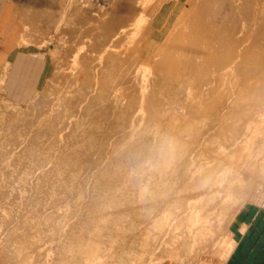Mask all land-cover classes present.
<instances>
[{"label": "rangeland", "instance_id": "1", "mask_svg": "<svg viewBox=\"0 0 264 264\" xmlns=\"http://www.w3.org/2000/svg\"><path fill=\"white\" fill-rule=\"evenodd\" d=\"M138 1L152 29L117 39L103 36L104 0H0V264H225L231 227L264 211V0H244L225 22L250 55L223 89L216 72L196 68L203 59L186 51L179 70L157 54L184 29L192 4ZM144 48L156 54L147 70ZM247 93L263 97L252 110ZM213 161L233 170L223 181L237 180L232 198L202 207L205 237L182 227L173 236L189 175ZM186 162L195 166L184 176ZM89 242L98 245L91 263Z\"/></svg>", "mask_w": 264, "mask_h": 264}, {"label": "bare ground", "instance_id": "2", "mask_svg": "<svg viewBox=\"0 0 264 264\" xmlns=\"http://www.w3.org/2000/svg\"><path fill=\"white\" fill-rule=\"evenodd\" d=\"M261 1V0H260ZM188 2H190L193 6V8L195 9V11L193 12V14L191 15L190 18H188L183 24H182V27L184 29H182L181 31H183V33H181V31H179L180 33L177 34L176 36H174V40L171 42V44H166V47L165 49L163 50H160L158 53H162L164 54L163 57H164V62L163 64H174V65H177V63H179L178 65H180V61L177 62V59H181L180 55H185L184 53L187 51L189 53V55H193L196 59H197V63H198V58L199 60L203 59V62L202 63H198L197 65L199 66H196L197 67H202L203 65L205 67H207L208 70H210V72H216L217 73V79H218V84L220 85L219 86V89H223L225 87V85L229 82H230V78H231V75H234L237 73V68L239 67L240 68V65L244 62H248V60L246 59L247 57H249L247 54L246 56H243L242 54H240V48L239 46L237 45V41L235 39H233L234 35L232 34V30H230V28L226 27L228 25V23L225 25V22H227L226 20H228L229 22V19L233 18L234 16H236L237 14L239 15V12H241V10H244L245 9V2L244 0H188ZM251 2V0H250ZM258 2V1H257ZM263 2V1H262ZM260 2V3H262ZM254 3V2H253ZM256 3V2H255ZM189 4V3H188ZM141 5V2L138 1V0H104V6H105V11H106V17L107 19H105V21L102 23V31H103V36L105 35V37H113V38H117V39H120V38H123V37H129V39H133L135 38V35L136 33L138 32L139 28L141 26H144V27H149L150 30L152 29V19H148L146 16H145V8H146V5L145 7L142 6V8L140 7ZM255 5V4H254ZM258 5V4H257ZM261 5V4H260ZM264 5V4H263ZM256 7V5H255ZM264 7V6H263ZM262 7V9H263ZM249 8V7H248ZM251 9V8H250ZM256 8H254L253 10L255 11ZM189 10V9H188ZM257 10V9H256ZM190 11H191V8H190ZM189 11V12H190ZM261 12V11H260ZM236 13V14H235ZM245 15H243L244 19H243V27H246L247 25L244 26V24L247 22H249L250 18H248V13L247 12H243ZM247 13V14H246ZM251 13V12H250ZM242 14V13H241ZM264 14V12H263ZM261 15V13H260ZM260 15H257V16H260ZM255 16V15H254ZM240 17V16H239ZM236 18V17H235ZM264 18V16H263ZM237 19V18H236ZM240 19V18H238ZM249 20V21H248ZM264 20V19H263ZM239 21V20H238ZM238 21L236 23H238ZM252 22V21H251ZM99 23V22H98ZM97 23V24H98ZM101 23V22H100ZM99 23V24H100ZM235 23V24H236ZM234 24V25H235ZM249 24V23H248ZM252 25V23L250 24ZM241 26V25H240ZM256 26V25H255ZM249 28V27H248ZM256 28V27H255ZM258 28V26H257ZM256 28V29H257ZM263 28V27H262ZM235 29V27H234ZM240 29V28H239ZM261 30V28H258ZM250 30V29H249ZM252 30V29H251ZM254 30V29H253ZM235 31V30H234ZM247 31V30H246ZM255 31V30H254ZM252 31V33L254 32ZM236 33H238L237 31H235ZM241 32V30H240ZM257 32V31H256ZM264 32V31H263ZM255 34V32H254ZM261 33H259L258 35L260 36ZM170 35V34H169ZM247 34H245L246 36ZM253 35V34H252ZM264 35V34H261V36ZM239 36V35H238ZM242 36V34L240 35ZM243 36H244V33H243ZM244 36V37H245ZM236 37V36H235ZM249 38V36H247ZM169 38V37H168ZM251 38V36H250ZM253 39V38H252ZM263 39V38H262ZM241 40V39H240ZM251 41V39H250ZM263 41V40H262ZM118 42V41H117ZM170 42V41H169ZM257 44H258V41H256ZM247 45V44H246ZM245 45V46H246ZM241 47V46H240ZM264 48V46H263ZM149 50V52H148ZM251 50V49H250ZM262 50V49H261ZM255 52V51H254ZM262 52V51H261ZM264 52V51H263ZM187 53V55H188ZM246 53V52H245ZM248 53V52H247ZM256 54V53H254ZM115 55V54H114ZM159 55V54H158ZM188 55V56H189ZM252 55V54H251ZM156 56L155 55H152L151 52H150V48H144V51H143V68L145 70H147V68H151L152 66H155V62L153 63L152 59L153 57ZM253 56V55H252ZM112 58H114V60L116 59L115 57H113L111 55ZM159 58H161L162 56H157ZM180 57V58H178ZM185 57V56H182V58ZM155 58V57H154ZM186 58V57H185ZM184 58V59H185ZM251 58V57H250ZM162 59V58H161ZM191 59V58H190ZM159 60V59H158ZM187 60V58H186ZM186 60L185 63H186ZM160 61V60H159ZM188 61V60H187ZM193 61V60H192ZM162 62V61H161ZM201 62V61H200ZM151 63H153L154 65H152ZM160 63V62H159ZM158 62H156V64L158 65L159 64ZM184 63V64H185ZM188 63V62H187ZM190 63V62H189ZM170 64V66H171ZM192 64V63H191ZM152 65V66H151ZM156 65V66H157ZM177 65V66H178ZM189 65V64H188ZM164 66V65H163ZM182 66H187V65H182ZM159 67V66H158ZM176 67V66H175ZM175 67H174V70H175ZM181 66H178L179 70H182V68L180 69ZM185 67H183L184 71H185ZM242 67V66H241ZM244 67V66H243ZM242 67V68H243ZM248 67V66H247ZM161 69L164 70V68H162V66L160 67ZM166 68V67H165ZM171 68V67H170ZM188 68H191V67H188ZM195 68V67H194ZM195 68V70H196ZM203 68V67H202ZM249 68V67H248ZM157 69V68H156ZM154 69V70H156ZM159 69V68H158ZM167 69V68H166ZM172 69H173V66H172ZM201 69V68H200ZM205 69V68H204ZM199 70V69H197ZM203 70V69H202ZM162 71V70H161ZM177 71V70H176ZM188 71V70H186ZM185 71V72H186ZM190 71H193L190 69ZM146 72V71H145ZM174 72V71H173ZM181 72V71H180ZM198 71H196L197 73ZM203 72V71H202ZM167 73H169L167 71ZM172 73V72H170ZM169 73V74H170ZM177 73V72H175ZM179 73V72H178ZM181 73H184V72H181ZM200 73V71H199ZM206 73V72H204ZM209 73V72H208ZM245 73V72H244ZM262 73V72H261ZM182 75V74H181ZM190 75V74H188ZM194 75V74H192ZM192 75L191 76V80L193 79L192 78ZM203 75V74H201ZM200 75V76H201ZM196 77L198 76V74L195 75ZM194 76V77H195ZM262 76V75H261ZM189 77V76H187ZM185 77V78H187ZM204 77V76H203ZM206 77V75H205ZM212 77V76H211ZM210 77V78H211ZM177 78V77H176ZM208 78V77H207ZM213 78V77H212ZM260 78V77H259ZM262 78V77H261ZM195 79V78H194ZM199 79V78H198ZM204 79V78H203ZM234 79V78H233ZM183 80V79H182ZM181 80V81H182ZM190 80V81H191ZM201 80V79H200ZM199 80V81H200ZM214 80V79H213ZM238 80V79H237ZM184 81V80H183ZM197 82V80H195ZM206 81V80H205ZM208 81V79H207ZM187 82V81H186ZM193 82V80L191 81ZM203 82V81H202ZM215 82V81H214ZM236 82V81H235ZM194 84V83H193ZM201 84V83H200ZM213 84V83H212ZM211 84V85H212ZM217 84V83H216ZM217 84V85H218ZM232 84V83H231ZM230 84V85H231ZM247 84V83H246ZM250 84V83H249ZM197 85V84H196ZM235 85V84H234ZM258 85V84H257ZM260 85V84H259ZM206 86V85H204ZM216 86V85H215ZM249 86V85H248ZM212 87V86H211ZM246 87V85H245ZM254 88V87H253ZM252 88V89H253ZM210 89V88H209ZM244 93V92H242ZM259 93V92H258ZM261 95V94H260ZM233 96V95H232ZM261 96H264V95H261ZM197 97V96H196ZM218 97V95L216 96ZM228 97V96H227ZM231 97V96H230ZM245 98H250L252 99V102H249L248 105H246V109L247 110H252V108L254 109V102H259L263 97H260L259 95L256 97L254 94L252 95H249L248 93L246 95H244ZM222 98V96H221ZM230 100V99H229ZM250 100V99H249ZM248 100V101H249ZM232 101V100H231ZM236 101H238L236 99ZM234 100V103L236 102ZM233 103V102H231ZM230 103V104H231ZM228 106V105H227ZM231 108V107H230ZM243 109V108H242ZM257 109V108H256ZM259 112V108L257 110V113ZM237 113V112H236ZM214 114V113H213ZM235 115V113H234ZM227 118L228 115L226 114ZM243 117V116H242ZM241 117V118H242ZM226 119V118H225ZM224 119V121H225ZM251 120V118H249ZM222 121V120H220ZM222 121V122H224ZM228 121H231L230 119ZM247 124L245 125V130L247 131H250L251 129V125H253L252 121H249L247 120ZM261 122H263V120H261ZM230 123V122H228ZM260 123V122H259ZM257 124V123H256ZM255 124V125H256ZM233 125V124H232ZM235 125V124H234ZM233 125V126H234ZM227 128V127H226ZM253 128L255 129V126L252 127V130ZM230 130V128H228ZM258 129H261V128H258ZM256 129V130H258ZM255 131V130H253ZM253 131H252V136H254L255 138H257L256 133L253 134ZM262 132L264 130H261ZM260 130L258 131L257 135L259 134V132H261ZM247 134V132H246ZM262 134V133H261ZM250 136V135H249ZM251 136V138H252ZM259 136V135H258ZM262 137V136H261ZM247 138L249 139V137L247 136ZM255 138H253L255 140ZM246 139V138H245ZM247 139V141H248ZM253 139H249L251 141V143H254L256 144V140L254 142H252ZM166 140V139H165ZM162 143H164V140L162 139ZM236 141V139H235ZM244 141V140H243ZM246 141V142H247ZM249 141V142H250ZM166 142L168 143V141L166 140ZM174 142V141H173ZM176 142V140H175ZM174 142V143H175ZM186 142V141H185ZM239 142V141H238ZM245 142V141H244ZM243 143V144H247V143ZM264 142V141H263ZM166 143V144H167ZM170 143V146L173 145L174 143H171V141L169 142ZM182 143V141L180 142ZM237 143V142H235ZM176 145L178 143H175ZM164 145V144H163ZM161 144V146H163ZM168 147H169V144H167ZM184 145V144H182ZM248 145H252V144H249ZM247 145V146H248ZM264 145V144H263ZM175 146V145H174ZM167 147V149L169 150V159H173L172 157L174 156V154L171 152L173 149V147ZM254 146V144H253ZM256 146H260L259 144L256 145ZM166 147V145H165ZM163 147V148H165ZM180 147V146H179ZM178 147V148H179ZM189 147V146H188ZM245 147V148H244ZM252 147V146H251ZM264 147V146H263ZM181 148V147H180ZM248 148V151H250L249 147ZM257 148V147H256ZM262 148V147H261ZM222 150V147L220 148ZM244 151L246 149V146H243L242 148ZM254 149V148H253ZM260 149V147L258 148ZM160 150V149H159ZM164 150V149H162ZM161 150V152H162ZM166 150L165 148V151H168ZM256 150V149H254ZM213 151V150H212ZM245 151V152H246ZM252 151V150H251ZM261 152L260 153H263L262 151L263 150H260ZM160 152V151H159ZM209 152V151H208ZM223 152V151H222ZM253 152V151H252ZM162 153H165V152H162ZM161 153V154H162ZM168 153V152H166ZM165 153V154H166ZM183 153V152H182ZM185 153V152H184ZM215 153V151H214ZM217 153V152H216ZM244 154V152H242ZM254 153V152H253ZM165 154H162L163 156ZM249 154V153H248ZM257 154H259V152H257ZM255 154V155H257ZM264 154V153H263ZM209 155V154H208ZM247 155V154H246ZM161 156V155H160ZM258 156V155H257ZM162 157V156H161ZM166 157V156H165ZM217 157V156H216ZM248 157V155H247ZM259 157V156H258ZM168 158V156L166 157ZM251 158V156L248 157V159ZM262 158V157H261ZM163 160V158H161ZM169 159H168V162H169ZM223 159V158H222ZM165 161V160H164ZM163 161V164L164 165H168V162H167V159H166V163ZM253 161V160H252ZM170 163H171V160H170ZM193 163V162H192ZM191 162L189 163H185L186 165L184 166V169L183 171H185L184 173V176L186 174H188V171H189V167L193 166ZM264 163V162H263ZM191 165V166H190ZM195 166V165H194ZM193 166V167H194ZM197 166V165H196ZM199 166H197L198 168ZM175 168V167H174ZM183 168V167H182ZM252 168V167H251ZM246 169V168H245ZM190 170H192V167L190 168ZM193 171L195 172H192L191 173V177L189 175V179L191 178V182H193L190 186H186L183 191H186V195L185 197L181 198L182 200L180 199H177L176 201V204H175V207H179V208H183L184 207L186 208V212L182 211V215L179 219V221L176 222V224L174 225L175 227H178V229H176L177 231L173 234V236L175 235H178L179 237V231H182V230H186L184 233H186L184 236H191L193 234V236H198L200 234V232L202 231L199 226V224L202 223V221L204 220V216H202V207L205 205V204H208V202H213L212 200L215 199V197H221V199H225L224 201H226V198L228 199V196L231 194V198H232V193L230 192V188L229 186L232 187V185H230L231 183L237 181V180H233V182L230 183L229 181V184L226 183V182H223L225 180V175L226 173L228 172H233V170L229 167H222V165H219L218 162H207L206 166H200L198 170H194L193 168ZM198 176H196V175ZM235 176V175H234ZM236 177V176H235ZM188 179V178H187ZM227 179V178H226ZM240 182L238 183H241L242 180H239ZM223 183L225 184V186H221L223 185ZM228 184V186H227ZM250 185V184H249ZM183 186V185H182ZM247 186V185H246ZM172 187V186H171ZM180 187V186H179ZM144 191H145V188H143ZM231 189L234 190V188L232 187ZM240 189V188H239ZM172 190V189H171ZM174 190V188H173ZM180 190V188H179ZM142 191V190H141ZM176 192V190H175ZM178 189H177V193H178ZM184 193V192H183ZM234 193V192H233ZM173 195V194H172ZM178 195V194H177ZM234 196V194H233ZM180 197V196H179ZM229 198V199H231ZM220 200V198H219ZM223 201V202H224ZM220 202V201H219ZM210 205V204H209ZM208 205V206H209ZM175 208V209H178V208ZM205 207V206H204ZM206 209V208H205ZM178 210H182V209H178ZM172 211V210H171ZM170 211V212H171ZM169 212V213H170ZM203 212H206V210L204 211V208H203ZM167 213V212H165ZM164 213V214H165ZM172 215H173V212H171ZM170 213V214H171ZM162 214V216L164 215ZM168 214V213H167ZM165 214L166 216H169V214L167 215ZM164 215V216H165ZM176 215V214H175ZM171 216V215H170ZM173 221L175 217L174 215L171 216ZM176 217H180V214L179 216H176ZM175 217V218H176ZM163 218V217H162ZM160 218V221H161V224L163 223L162 220L165 222L164 219ZM166 218L168 221L170 218H167V217H164ZM162 219V220H161ZM207 219V218H206ZM206 219L204 221V224L206 223ZM159 220V219H157ZM178 220V219H177ZM159 222V221H158ZM168 222H171V221H168ZM155 223V222H154ZM160 223V222H159ZM172 223V222H171ZM157 224V221L156 223ZM164 224V223H163ZM166 224V222H165ZM163 225V226H166V225ZM174 224V223H173ZM172 224V225H173ZM156 227H159V224L158 226L155 225ZM162 226V227H163ZM171 226V225H170ZM185 226V227H184ZM201 226V225H200ZM203 226V225H202ZM201 226V227H202ZM182 227V230L181 228ZM184 227V228H183ZM180 228V229H179ZM205 227H203L202 229H204ZM174 229V228H173ZM173 229H170V230H173ZM207 230V229H206ZM204 231V230H203ZM202 231V232H203ZM174 231H170V238L173 237L172 236V233ZM178 233V234H177ZM182 232H180L181 234ZM183 233V234H184ZM205 234V232H204ZM202 235L203 237H205V235H203L202 233L200 234ZM183 236V235H182ZM183 236V237H184ZM177 237V236H176ZM175 237V238H176ZM201 237V236H200ZM202 237V238H203ZM180 238H181V235H180ZM185 238H190V237H185ZM193 238V237H192ZM173 239V238H172ZM92 240V239H91ZM90 240V242H91ZM179 240V239H178ZM89 242V243H90ZM96 243V242H95ZM98 244V243H97ZM90 245V246H89ZM88 246L89 248H87V245H86V249L87 251L90 252L89 256L88 253H85L86 255L89 256V259H90V263L92 262L91 258L96 255V251H97V248L96 246L98 245H94L92 246V244L90 243ZM85 248H84V252H85ZM86 251V252H87ZM91 257V258H90ZM87 258V257H86ZM93 258V260L95 261V259ZM88 259V258H87ZM86 259V260H87ZM89 261V260H88ZM87 263V261H86Z\"/></svg>", "mask_w": 264, "mask_h": 264}, {"label": "crops", "instance_id": "3", "mask_svg": "<svg viewBox=\"0 0 264 264\" xmlns=\"http://www.w3.org/2000/svg\"><path fill=\"white\" fill-rule=\"evenodd\" d=\"M233 226V248L225 264H264V211L251 210Z\"/></svg>", "mask_w": 264, "mask_h": 264}]
</instances>
